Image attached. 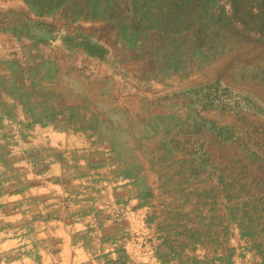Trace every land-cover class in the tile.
<instances>
[{"label":"rangeland","instance_id":"1","mask_svg":"<svg viewBox=\"0 0 264 264\" xmlns=\"http://www.w3.org/2000/svg\"><path fill=\"white\" fill-rule=\"evenodd\" d=\"M43 74L52 124L62 110V126L79 129L73 104L102 102L112 118L103 139L117 143L132 126L155 141L145 161L159 184L130 254L136 264H158L160 243L165 264H264V0H0V87ZM31 86L44 95V84ZM60 86L73 106L56 105ZM130 110L148 118L140 132ZM45 148L28 132L0 130V264H44L28 225L44 200L14 194L39 180Z\"/></svg>","mask_w":264,"mask_h":264},{"label":"crops","instance_id":"2","mask_svg":"<svg viewBox=\"0 0 264 264\" xmlns=\"http://www.w3.org/2000/svg\"><path fill=\"white\" fill-rule=\"evenodd\" d=\"M75 53L78 56L84 54L79 48ZM5 72L9 71L6 69ZM26 77L16 81L13 90L7 87L5 80L0 87V130L28 132L31 144L36 146L39 142L46 146L45 159L40 161L44 164V172L36 173L39 180L14 194V199L28 197L36 201L40 198L44 200V214L29 216V242L37 243L39 240L43 244L44 264H136L137 259L130 254L134 252L133 245L139 240L138 235L141 236L144 231L143 226L147 225V217L151 221L148 216L149 201L159 184L158 175L149 170L148 161H145L154 150L155 141L133 136L132 126L128 128V137L124 136L117 143L103 139L101 124L109 127L112 118L102 102L89 105V110L81 100L73 104L76 105V112L72 122L85 124L78 126L79 129L73 126V129L67 130L62 126L67 122L62 110L52 124L49 121L55 103L51 93L52 79L44 74L33 76V80L28 75ZM60 78L67 79L64 76ZM31 84H44V95L33 93ZM47 88L49 97L45 94ZM66 95L67 92L61 89L60 98H64L56 104L60 108L73 106L65 100ZM41 114L44 118H40ZM127 118L130 125H136L138 132L148 124L146 115L143 118L133 110L128 112ZM34 131L43 133L35 136ZM49 146L60 148L59 153H52ZM119 154L122 156L119 157ZM27 177L33 181L32 174ZM225 199L229 200V197ZM21 204L19 202V208L13 206L14 231L11 236L14 244L17 243L14 238L17 233L14 232L20 223ZM36 207L38 205H30L27 212L34 211ZM226 233L228 240V230ZM2 235L9 237L4 233ZM204 236L210 238L207 234ZM192 239L195 244H200L199 238L192 236ZM222 244L221 241L220 246ZM163 251L164 244H158L154 262L165 264ZM136 253L144 256L141 251ZM209 253L213 254L212 249ZM218 258L220 264L228 261V257ZM144 262H149V259L141 260L140 264Z\"/></svg>","mask_w":264,"mask_h":264},{"label":"trees","instance_id":"3","mask_svg":"<svg viewBox=\"0 0 264 264\" xmlns=\"http://www.w3.org/2000/svg\"><path fill=\"white\" fill-rule=\"evenodd\" d=\"M204 99L208 102V103H211V104H204V108L206 109V108H209V107H213V104H212V100H210V98H209V96L207 95V96H204ZM206 102V103H207Z\"/></svg>","mask_w":264,"mask_h":264}]
</instances>
